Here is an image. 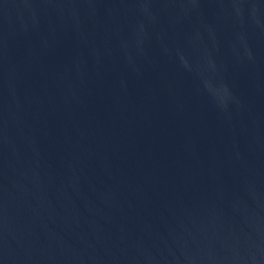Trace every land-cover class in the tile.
Segmentation results:
<instances>
[{
    "label": "water",
    "instance_id": "water-1",
    "mask_svg": "<svg viewBox=\"0 0 264 264\" xmlns=\"http://www.w3.org/2000/svg\"><path fill=\"white\" fill-rule=\"evenodd\" d=\"M0 264H264V0H0Z\"/></svg>",
    "mask_w": 264,
    "mask_h": 264
}]
</instances>
